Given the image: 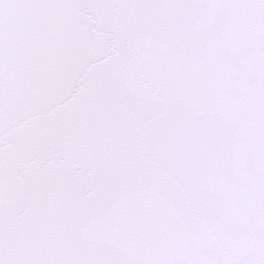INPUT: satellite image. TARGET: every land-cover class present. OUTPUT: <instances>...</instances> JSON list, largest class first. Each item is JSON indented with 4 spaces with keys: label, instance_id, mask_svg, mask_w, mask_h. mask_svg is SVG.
Wrapping results in <instances>:
<instances>
[{
    "label": "snow or ice",
    "instance_id": "obj_1",
    "mask_svg": "<svg viewBox=\"0 0 264 264\" xmlns=\"http://www.w3.org/2000/svg\"><path fill=\"white\" fill-rule=\"evenodd\" d=\"M0 264H264V0H0Z\"/></svg>",
    "mask_w": 264,
    "mask_h": 264
}]
</instances>
